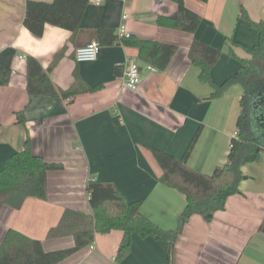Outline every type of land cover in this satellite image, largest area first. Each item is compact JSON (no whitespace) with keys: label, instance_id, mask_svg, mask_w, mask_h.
Returning a JSON list of instances; mask_svg holds the SVG:
<instances>
[{"label":"crops","instance_id":"1","mask_svg":"<svg viewBox=\"0 0 264 264\" xmlns=\"http://www.w3.org/2000/svg\"><path fill=\"white\" fill-rule=\"evenodd\" d=\"M28 0H0V53L14 51L8 85L0 86V169L6 159L30 139L36 156L60 163L48 174L46 200L29 198L19 210L0 213V245L9 229L41 240L46 251L73 246L71 238L47 239L65 209L91 212L86 188L91 180L115 183L128 202L142 201L141 212L166 231L178 227L186 196L160 182L162 169L152 149L181 159L198 135L187 165L206 176L226 164L244 95L234 85L211 99L213 88L199 80L191 63L194 41L220 49L221 58L211 79L222 84L236 75L250 56L242 46L254 47L260 34L241 17L244 8L255 22H264V0L184 1L201 16L193 34L161 28L160 15L175 18L174 0H89L82 24L93 28L125 25L127 33L178 46L163 71L151 73L141 62V84L136 92L124 83L138 51L122 44L102 46L94 62L79 63L76 50L94 42L92 34L74 37L65 29L46 25L41 38L24 26ZM52 2V0H36ZM127 19L124 20V16ZM232 41L241 46H231ZM96 42V41H95ZM234 51L237 58L230 54ZM51 79L67 99L29 96L27 57L48 69L61 53ZM98 87L94 92L86 88ZM21 113L24 124L18 122ZM246 176L240 194L231 196L226 209L211 221L195 215L175 244V264H264V155L242 167ZM123 232L97 234L93 244L58 264H166L165 250L152 238L134 235L129 254L117 263Z\"/></svg>","mask_w":264,"mask_h":264},{"label":"trees","instance_id":"2","mask_svg":"<svg viewBox=\"0 0 264 264\" xmlns=\"http://www.w3.org/2000/svg\"><path fill=\"white\" fill-rule=\"evenodd\" d=\"M174 1L178 4V16L171 18L160 15L158 26L195 33L201 16L188 8L184 1ZM197 1L206 4L209 0ZM89 4V0H28L23 24L37 38L43 36L46 25L70 31L71 42L78 34L89 32L101 47L115 44L132 47L138 51L139 62L152 65L159 71L167 68L177 52V45L134 35L120 39L113 27H85L82 20ZM241 17L259 32L260 40L254 47L242 46L250 58L240 59V71L222 84H216L211 79V71L221 58V50L198 41H194L189 50L191 63L200 71L199 80L213 88L211 99L222 96L234 85L244 88L240 101L241 113L237 120L238 136L232 139L226 164L217 167L211 176L203 175L187 165L198 135L181 159L171 153L152 149L162 169L160 182L186 196V206L179 216L178 227L173 231L163 230L141 212L142 201L128 202L111 181L91 180L86 188L91 212L65 209L58 224L47 233L49 240L71 238L73 246L46 251L41 240L9 229L0 245V264H58L93 244L97 234L114 230L123 232L117 263L129 254L132 238L138 235L142 238L152 237L165 250L166 264H175V244L190 219L199 215L211 221L217 212L225 210L228 198L241 193L239 184L246 178L242 167L260 160L264 155V22L253 21L244 8L241 9ZM231 46L241 45L232 41ZM230 54L237 58L232 48ZM61 56L62 51L46 70L38 59L27 57L26 87L29 96L67 99L74 94L61 91L51 79V73ZM15 57L14 51L0 53V86L9 84ZM97 89L86 88L84 91L94 92ZM17 118L23 125L21 113L17 114ZM63 168L60 163L47 162L36 156L31 149L30 139H27L23 150L10 155L0 169V213L4 207L21 209L29 198L46 200L48 174ZM259 231L264 233V221Z\"/></svg>","mask_w":264,"mask_h":264},{"label":"built area","instance_id":"3","mask_svg":"<svg viewBox=\"0 0 264 264\" xmlns=\"http://www.w3.org/2000/svg\"><path fill=\"white\" fill-rule=\"evenodd\" d=\"M186 1V0H180ZM100 2V0H98ZM127 19V16H124V20ZM117 36L120 39L129 37L127 33V28L125 25L121 26L117 30ZM101 46L97 42H92L87 44L86 46L80 47L76 50V59L79 63H86V62H94L100 53ZM144 69L148 72L155 73L158 72L154 66L146 64L144 65ZM141 66L139 61H131L124 77V83L128 89L131 91L136 92L141 84ZM238 133H236V136Z\"/></svg>","mask_w":264,"mask_h":264}]
</instances>
